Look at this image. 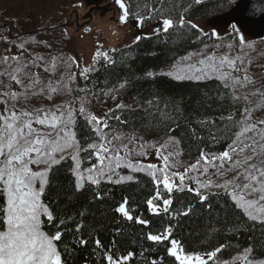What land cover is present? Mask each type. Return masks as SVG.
<instances>
[{
	"label": "snow or ice",
	"instance_id": "obj_1",
	"mask_svg": "<svg viewBox=\"0 0 264 264\" xmlns=\"http://www.w3.org/2000/svg\"><path fill=\"white\" fill-rule=\"evenodd\" d=\"M115 2L122 10L121 23L127 22L129 10L124 0ZM199 2L200 0H196V3ZM230 2L235 3V0ZM163 3L164 0H161V4ZM240 7H243L245 12L250 11L253 17L259 15L264 18V0H260L259 4H237V8ZM152 11L160 12L161 16L162 26L154 29L157 34L161 31L167 33L177 23L179 27H184L185 21L182 16L177 22L164 17L161 9L154 8ZM147 18L151 19V16ZM142 22L143 18L137 19L136 26L140 27ZM231 26L240 32L238 24ZM191 27L197 28L194 24ZM211 35L215 37L217 33L214 31ZM136 39L139 41L140 37ZM3 40L17 47L21 54L0 57V77L7 80L5 83V80L0 79V104L4 106L0 112V197L3 198L0 206V264H64L56 242L61 240L60 225L65 221L59 220L57 223V217L50 206L43 202L42 196L50 183L49 177L53 168L67 158L73 162L70 170L75 178L74 191H81L86 183L98 186L102 180L117 184L125 179L133 181L132 175L126 177L118 175L117 170L124 167L131 172L142 171L151 177L156 190L146 203L154 214L159 215L161 208L163 213L170 212L174 192H188L193 193L200 204L208 201L210 196L230 198L247 220L264 224V119H252L253 111L264 105V92H252L244 97L247 103L239 109V118H235L231 112L219 117L224 126L223 138L227 141L223 151H206L202 148L195 163L184 165L183 161L175 159L181 154L176 148L179 144L178 138L169 137L156 148V157L163 161L162 165L133 162V155H147L144 150L147 147L146 142L138 138L134 131L125 132L110 128L106 120H100L95 115L85 116L82 104L78 113L85 116L91 131L96 135L94 138L85 137V142L81 143L75 130L76 98L51 108L27 106L33 97L45 96L51 100L56 94H70L72 92L70 85L74 83L75 73L69 70L58 81L45 82L31 70L39 68L44 57L37 53L26 61L23 55L28 52L26 45L29 42L37 44L41 42L36 41L31 35L27 39L20 37V42L10 37H3ZM239 42L241 45L245 43L243 34H240ZM96 55H103L104 59L108 60L107 53L97 52ZM198 55L200 56L198 61L186 66L189 70L186 75L172 72L168 74L174 75L177 80H201L215 76L216 79L225 82V88L241 83V77L231 76V72L240 70L237 67V60H240L241 65L244 63L240 57L230 58L229 55L217 57L214 53ZM62 59L54 57L51 67L46 65L44 71L54 72L56 63ZM182 59L187 61L190 57ZM70 60L76 63L74 57ZM64 63L67 65L69 61ZM88 71L89 69H84L82 75ZM147 75L152 76L153 73L149 72ZM229 79L232 81L231 85L228 83ZM243 81L251 83L246 70ZM12 82L19 86L18 90H12ZM124 87V83L119 85V88ZM249 96L258 99L252 101ZM111 118L120 121V117ZM120 122L127 123L126 120ZM211 123L215 124V121ZM34 125H39L40 128ZM41 128L50 131H41ZM209 138L213 142L220 139L212 129L209 130ZM170 146L171 151L168 150ZM82 152L88 154L84 159L91 161L95 157L96 163L82 168L80 156ZM165 152L167 154H164ZM180 166L184 167L183 172L174 171ZM229 175L230 178H227ZM114 176L118 178L113 180ZM187 181L194 183L195 187ZM96 198L99 199L100 196L97 195ZM177 202L179 208L175 212L176 215L188 216L195 207L190 203L185 208L183 198H178ZM127 203L125 198L115 211L131 221L133 217L126 209ZM224 203L227 204V199ZM205 206L208 209L212 208L211 203ZM42 217L57 229L54 233L49 234L43 230ZM136 222L145 226L149 224V221L139 218ZM80 227L79 224L76 226V232L80 231ZM234 227L239 230V224ZM170 237L171 226H167L155 234L149 232L146 239L154 244L167 240L170 247L166 246V254L173 258V264H209L210 261L212 264H264V257L258 259L254 256L255 246L251 243L229 257L221 259L218 254L225 249L224 244L205 252L186 251L176 239ZM78 243L83 246L87 241L81 238ZM95 244L97 249L103 247L99 239ZM115 244L113 241L112 247L103 250L102 259L106 264H126L135 254L118 253ZM141 255L144 253L141 252ZM157 260L162 261V257L151 259L148 264H157Z\"/></svg>",
	"mask_w": 264,
	"mask_h": 264
},
{
	"label": "trees",
	"instance_id": "obj_2",
	"mask_svg": "<svg viewBox=\"0 0 264 264\" xmlns=\"http://www.w3.org/2000/svg\"><path fill=\"white\" fill-rule=\"evenodd\" d=\"M124 3L129 10L128 18H143L144 22L161 20L160 12L152 11L155 8L161 9L164 17L177 22L182 16L184 27L177 23L167 33L140 37L130 45H119L109 54L107 61L102 56L94 57L88 64V73L80 77L76 87L97 100L111 92L114 98L131 101L130 106L117 107L107 113L106 122L110 128L134 131L135 135L147 137L178 138L183 161L196 160L202 148L223 151L227 141L223 138L224 126L219 117L231 112L239 118V109L247 102L236 98L229 88L215 79L175 80L156 72L172 65L188 52L214 42L215 38L210 33H201L187 21L193 18L216 19L232 7L230 0L199 3L195 0H164L163 4L161 0H124ZM149 16L151 19L147 18ZM149 72L153 75L148 76ZM121 83L125 84L124 88H119ZM113 116L127 123L112 119ZM210 129L220 137L217 142L209 138ZM75 130L81 143L85 142V137H95L91 127L81 118L76 119ZM85 154L82 152L80 155ZM85 160L84 167L90 162ZM71 165L72 161L67 158L53 168L50 183L42 196L43 202L57 217V223L65 221L60 225L61 240L56 242L64 264H106L102 252L112 247L113 241L118 253L135 254L126 264H148L149 260L159 257L162 261L157 260V264H173V258L166 254V246L170 247L167 240L154 244L146 239L149 232L155 234L167 226H171L170 239H176L186 251L205 252L224 244L225 249L218 254L223 259L251 243L255 246L254 256L258 259L264 257V224L247 220L230 198L210 196L208 201L200 204L193 193L174 192L170 212L163 213L161 208L157 215L146 203L156 190L147 174L137 173L133 175V181L119 184L102 181L93 186L86 183L84 189L74 191ZM125 198L128 201L126 209L133 217L131 221L115 211ZM178 198L184 199L185 208L190 203L195 205L188 216L175 214L179 208ZM2 203L3 198L0 197V206ZM208 203L212 204L211 209L205 206ZM137 218L147 220L149 224H139ZM42 221L46 233L52 234L57 230L46 218L42 217ZM78 224L81 227L76 232ZM237 224L239 230L234 227ZM81 238L87 241L83 246L78 243ZM97 239L103 246L101 249L96 247Z\"/></svg>",
	"mask_w": 264,
	"mask_h": 264
},
{
	"label": "rangeland",
	"instance_id": "obj_3",
	"mask_svg": "<svg viewBox=\"0 0 264 264\" xmlns=\"http://www.w3.org/2000/svg\"><path fill=\"white\" fill-rule=\"evenodd\" d=\"M236 1L238 0H235V2ZM105 2L102 3L104 6H102L103 11H101V13H92L93 10H88V7L86 6V0H0V33L2 32L7 35V29L9 35L7 37H10L17 42H20V37L27 39L29 35L34 36L36 41L41 42L39 44L29 42L26 45L28 52L23 54L26 61L30 59L31 55L37 53L44 57V60L40 62L41 66L39 68L31 69L41 80H44L45 82L58 81L69 70L72 73H75L74 78H76V76L83 73L84 69H87V65L97 56V52L107 53L108 55L109 51H113L119 45H130L137 37H146L157 34L154 29L162 26L161 20L155 22L148 21L144 24L142 23L140 27L136 26V21L134 19H127V22L121 23L120 17L122 14L120 13L121 9L119 8V5L113 0L111 3L112 10H109V6L106 5ZM75 11L78 12L79 23L77 22L75 26L72 22L68 26L64 20H67L69 16H72L73 20ZM188 23L190 25H196V29L200 30L203 34L215 31L217 33V36H213L215 41L188 52L178 58V60L172 65L156 73L175 79L174 75H169L168 73L172 72L178 75H186L189 71L186 66L198 61L200 59V56L198 55L199 53H214L217 57L229 55L230 58L240 57L244 62L243 65H241L240 60H237V67L240 70L231 72L232 77H241V83L229 87L234 96L236 98L244 99L249 93L256 91L264 92V36H254L242 30L237 32L232 26H217L213 19L202 20L193 18L190 19ZM55 27L56 29H54ZM43 28L50 29V31L38 32ZM240 34H243L245 39L243 45L239 42ZM229 45L231 47H229ZM20 54L21 53L17 47L5 43L0 36V57ZM101 56L103 57V55ZM54 57H61L63 59L56 63L54 72H45L44 67L46 65L51 67ZM73 57L75 58L76 63L71 62L70 58ZM183 57H190V59L185 61L182 59ZM64 61H69V63L66 65ZM225 70L227 71V69ZM245 70L251 83L243 81ZM0 79L5 80V83H7L6 78L0 77ZM206 79L209 78L201 80ZM210 79H215L222 85L225 84L224 81L216 79L215 76ZM228 83L229 85L232 84L231 79H229ZM76 85V80L74 79V83L70 85L72 89L70 94H56L53 95L51 100H48L45 96L33 97L27 106H44L51 108L56 104L66 103L75 98V95H78L75 104L77 109L76 117L84 119L87 122L85 116L95 115L100 120H107V113L110 110L117 108L118 105H122V107L131 105V101L114 98L111 92L105 94L103 99L97 100L89 95H84V90L77 88ZM18 87L19 86L12 82V90H18ZM249 99L256 101L258 97L249 96ZM81 104L85 109V116H80L78 113ZM3 107L4 106L0 104V112L3 111ZM252 119H264V105H261L253 111ZM34 127L40 128L39 125H34ZM41 131L50 130L41 128ZM104 131L107 132L108 130L104 129ZM136 136L146 142L147 147L144 150L147 152V155H133V162L139 161L144 164L153 163L162 165L163 161L158 160L156 157V148L160 147L168 137ZM176 148L179 151L178 145H176ZM168 150L171 151L172 147L170 146ZM164 154L167 153L165 152ZM65 155L67 156V153H65ZM87 155L88 154L83 155L81 160ZM175 159L181 160L180 155ZM195 161L196 160L183 161V163L184 165H187L195 163ZM92 163H96V160L92 159L86 167H89ZM33 167L34 170H36L35 166ZM174 171L183 172L184 167H177ZM117 172L119 176L125 177L128 175L133 176L137 173L146 174L142 171L131 172L124 167L118 169ZM117 178L118 177L114 176L113 180ZM227 178H230V175ZM213 179L216 178L213 177ZM125 181L128 180L125 179L122 182ZM176 182L179 183L178 180ZM187 182L192 187H195V184L191 181Z\"/></svg>",
	"mask_w": 264,
	"mask_h": 264
},
{
	"label": "water",
	"instance_id": "obj_4",
	"mask_svg": "<svg viewBox=\"0 0 264 264\" xmlns=\"http://www.w3.org/2000/svg\"><path fill=\"white\" fill-rule=\"evenodd\" d=\"M105 0H86V5L90 7V10H102L100 5ZM259 4L260 0H240L236 2L230 10L223 13L216 19L215 24L218 26H229L238 24L239 29H242L252 35L264 36V18L259 15L253 17L250 11L245 12L243 7L237 8V4ZM254 20L255 22H250Z\"/></svg>",
	"mask_w": 264,
	"mask_h": 264
}]
</instances>
